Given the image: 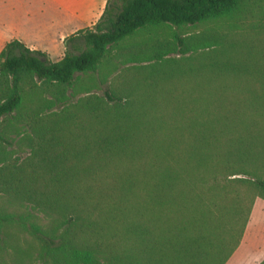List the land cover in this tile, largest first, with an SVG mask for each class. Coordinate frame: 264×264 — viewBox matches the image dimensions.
I'll use <instances>...</instances> for the list:
<instances>
[{"label":"trees","instance_id":"16d2710c","mask_svg":"<svg viewBox=\"0 0 264 264\" xmlns=\"http://www.w3.org/2000/svg\"><path fill=\"white\" fill-rule=\"evenodd\" d=\"M237 2L107 0L92 27L64 39L65 51L58 61L53 62L44 52L30 50L18 40L0 51V119L18 117L19 125L29 130L30 140L38 141L33 155L39 159L33 156L26 172L17 169L7 184L1 182L15 191L12 196L16 210L0 213V226H15L34 240L29 264L228 261L242 240L255 198L264 199V180L226 181L230 175H214V171L209 176L199 153V146L206 140L205 130L199 128L194 137L189 130L190 144L184 142L180 147L179 138L173 134L163 141H153L159 136L158 129L151 125L157 101L150 100L154 106L151 111L145 102H136L129 81L123 97L105 92V98H101L89 95L90 88H85L87 96L71 109L65 105L60 112L46 117L36 108V121L27 122L21 110L26 87L37 88L40 83L64 96L63 91L71 87L77 75L95 74L109 49L140 29L194 25L221 18ZM25 79L32 80L31 85L26 86ZM216 88L222 96L225 87ZM187 109L188 105H177L175 111L187 113ZM177 131L181 135L182 130ZM193 140L195 146H191ZM251 148L239 145L231 150L235 156L253 158L256 153ZM176 150L194 158L192 172L187 173L179 164ZM121 159L128 161L133 170L129 167L127 172H113L120 176L107 180L109 161ZM138 185L146 190L145 196H137ZM234 187L252 191L250 197H231ZM254 189L263 195L256 196ZM214 195L225 201L229 197L227 221L222 200ZM191 203L201 211L188 214ZM164 216L165 223L157 224L156 220ZM24 254L19 247H12L11 261L2 260L0 264H24L18 259Z\"/></svg>","mask_w":264,"mask_h":264},{"label":"rangeland","instance_id":"374dc122","mask_svg":"<svg viewBox=\"0 0 264 264\" xmlns=\"http://www.w3.org/2000/svg\"><path fill=\"white\" fill-rule=\"evenodd\" d=\"M105 2L1 0L0 20L12 12L19 18L32 17V23L24 27L25 33L48 47L57 31L67 27L59 33L58 50L46 52L55 62L63 57V39L77 30L92 27ZM90 7H95L93 12L89 11ZM67 9H71L69 20ZM25 81L26 86L31 85L32 80ZM73 81L71 87L63 91L64 96L40 83L36 84L37 88L26 87L22 92L21 110L26 121H36V108L41 109L39 113L46 117L60 112L65 105L71 109L87 96L85 88H90L89 95L105 98L104 93L108 92L121 97L129 81L136 102H145L151 111L154 106L150 100L157 101L151 125L158 129L159 136H154L153 141H163L173 134L175 139L179 138L180 147L184 142L190 144L189 130L194 137L202 128L206 131V140L199 146V153L206 162L203 169L209 176L214 171V175H230L224 179L226 181L233 178L264 180V0H238L237 6L227 15L194 25L140 29L110 48L95 74H79ZM216 85L225 87L222 96ZM2 90L0 82V98ZM177 105L181 108L188 105L187 113L176 112ZM189 111L191 115H188ZM12 117L0 119V213L16 210L12 196L15 191L6 186L10 177L20 168L22 173L26 172L33 156L39 159L37 154L33 155L38 141L30 140L29 130L19 125L18 117ZM177 127L182 130L181 135ZM196 144L193 140L191 146ZM239 145L251 146L256 155L253 158L236 157L233 149ZM176 151L179 164L187 173L192 172L194 158L186 157L183 150ZM108 164L110 174L107 180H114V175L120 176L113 172H127L130 167L124 159L112 160ZM130 168L133 170L132 166ZM1 182L6 184L3 186ZM223 183L227 185V182ZM231 190L235 191L231 197H250L249 192H252L242 187ZM253 192L256 196L263 195L256 189ZM136 193L143 197L146 190L138 185ZM213 198L222 200L221 207L226 215V208L230 207L229 197L226 201L216 195ZM256 200L264 202L260 197H256L254 203ZM191 206L187 208L188 214L201 211L197 205L191 203ZM228 218L226 215L225 221ZM156 223H165V216ZM12 247H19L25 253L23 259L18 257L24 264L32 262L34 240L15 226H0V262L11 261Z\"/></svg>","mask_w":264,"mask_h":264},{"label":"crops","instance_id":"0c3cea01","mask_svg":"<svg viewBox=\"0 0 264 264\" xmlns=\"http://www.w3.org/2000/svg\"><path fill=\"white\" fill-rule=\"evenodd\" d=\"M71 9H67V20L70 19L69 11ZM94 9L95 7H90L89 11L93 12ZM30 23H32V17L26 16L19 18L13 12L10 13L6 19L0 20V51L4 48L7 43L13 40L20 41L30 50H38L44 53H51L57 51L59 33H61V31L63 30H66L67 27L63 30L60 29L57 31V33L54 35V40L51 42L52 45L48 47L45 43H42L36 39H32L27 33H25L24 27H27ZM64 39L62 41L63 46ZM262 262H264V202L256 200L253 204L242 240L238 248L235 250V252L231 255V257L225 264H261Z\"/></svg>","mask_w":264,"mask_h":264}]
</instances>
